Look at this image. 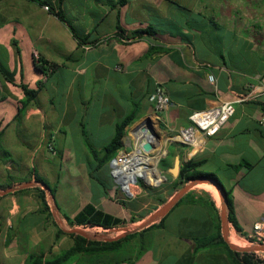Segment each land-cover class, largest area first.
I'll return each mask as SVG.
<instances>
[{"label":"crops","instance_id":"1","mask_svg":"<svg viewBox=\"0 0 264 264\" xmlns=\"http://www.w3.org/2000/svg\"><path fill=\"white\" fill-rule=\"evenodd\" d=\"M41 1L0 0V186H8L0 189V264H46L70 249L78 225L67 218L89 203L124 224L132 223L131 213L147 220L161 212L164 206L156 203L141 213L146 204L115 194L108 165L91 178L87 145L106 144L116 122L138 102L139 117L128 134L149 111L148 95L157 85L170 97L166 115L176 128L188 125L192 112L229 100L264 76V15L237 14L236 0ZM48 6L63 13L85 44ZM117 26L124 35L154 33L128 41ZM38 59L55 67L44 72ZM21 84L37 90L25 103ZM263 115L264 94L236 103L234 114L200 150L192 153L180 144L177 154L181 163L201 160L200 170L217 175L243 233L264 219V133L258 125ZM104 168L106 176L99 174ZM36 176L54 189L52 196L45 188L48 210L34 189L41 187ZM195 185L207 188L188 191L209 195L221 218L223 198L220 206L210 193L218 196L216 187L207 181ZM170 209L152 222L165 216L163 228L139 234H150L152 242L138 261L134 237L119 250L80 253L65 264H231L224 253H193L192 237L213 232L205 206Z\"/></svg>","mask_w":264,"mask_h":264},{"label":"trees","instance_id":"2","mask_svg":"<svg viewBox=\"0 0 264 264\" xmlns=\"http://www.w3.org/2000/svg\"><path fill=\"white\" fill-rule=\"evenodd\" d=\"M124 1L125 0H119V3L123 4ZM41 2L46 3L45 1H41ZM48 8L51 11H53L55 15L62 22H64L67 25L73 37L77 40L79 44H85L86 42L85 39L76 33L73 25L65 18V16L60 10L54 11V9L51 6H48ZM116 29H117V34H119V36H121L122 38L127 39L128 41L137 40L142 38L144 35H152L154 33L152 29H148V30H135L130 35H124L121 28H119V26H117ZM154 49L155 48L152 47L151 51H153ZM37 62L39 63L37 67L44 72L47 71V68L45 66H51L52 68L55 67V64L48 63L43 59H38ZM38 86L40 87V84ZM21 87L23 88L25 94V100L23 101V103L33 99L36 96L37 94L36 89L28 88L24 84H21ZM139 110H140V104L138 102H134L131 110L122 119L116 122L114 134L111 137V139L100 148H95L90 144H87L89 148V153L92 158L91 161L88 163L90 169L89 175L91 178L93 179L97 178L98 171L103 166L108 165L111 158H113L118 153V151L123 148L122 140L127 133L126 128L139 117L138 115ZM176 154H178V149L176 151L175 150L169 151L167 153V156H169V160L167 161L168 163L165 162L162 165L166 164L168 165V167H171L173 164V159L171 160L170 157L173 158V156ZM201 163H202L201 160H196L194 158H190L187 161L182 162L177 177L174 178V180L171 182L170 195L172 193L178 192L185 184H187L192 180L207 179L215 183L221 189L223 195L225 196L226 220L229 225V240L237 245H240L242 243H240L236 239L235 237L236 232H239L240 234H244V233L241 232L242 228L239 225L237 217L235 215L234 204L230 196V193L228 190L224 188L222 182L215 173L205 172L199 169ZM36 181H38L41 184V187L40 186L35 187L34 189L41 200L43 209L48 210V205L45 197V188L43 186L47 187L50 190L52 196L54 195V189L41 177L36 176ZM0 187H1L0 189L2 190L1 192H5L6 191L5 189L8 186L1 185ZM142 187L148 188L145 187L144 184H142ZM152 191L153 190H149L148 194L150 195V192L152 193ZM154 196H156V194H154ZM206 196L207 197L204 198L200 195H196L191 191H187L178 199V201L170 209L172 210L174 207L183 203H190V204H198L205 206L209 211L213 221V232L207 236L192 237V241L194 243L193 253H198L202 251L224 253L227 256L228 260L231 262V264H264V257H262V255H264V251H256V252L238 251L232 249L229 246L223 235V226L220 218V213L218 212L215 206V201L209 195ZM155 199L158 200L159 204H164L167 201V198L155 197ZM119 201L124 207H127V203L125 200H119ZM142 217H143L142 215L131 213L129 219L131 222H134L136 220L141 219ZM164 219L165 216L160 218L159 222L157 223L154 222L142 228L139 231L129 233L126 236L110 241L94 240L78 232H73L72 233L73 245L71 246V248L62 252L54 259L46 262V264H65L73 260L80 253L91 254L96 252L99 253V252H110V251L119 250L124 241H128L129 239H132L137 235L142 234L141 232L154 228H163ZM67 221L69 222L70 225H78L84 227L99 226L104 229L118 227L126 222L124 219L109 214L90 203L85 205L72 218L68 217Z\"/></svg>","mask_w":264,"mask_h":264},{"label":"built area","instance_id":"3","mask_svg":"<svg viewBox=\"0 0 264 264\" xmlns=\"http://www.w3.org/2000/svg\"><path fill=\"white\" fill-rule=\"evenodd\" d=\"M117 69H121V67L118 66ZM48 70L51 71L52 67L48 66ZM207 77L209 81H214V76L212 74H209ZM262 94H264V76L258 82L247 83L241 92H233L231 99L221 101L204 110L192 112L188 116L190 123L186 126L176 128L170 125L169 118L166 115L171 100L162 86L157 85L154 88V90L148 95V101L152 104L157 113L156 117L169 133V136L166 137V141L183 144L189 147L190 151L194 153L203 147L206 137L215 135L225 125L229 118L234 114L236 103L253 100ZM258 125L261 131L264 132V115L259 119ZM130 133L131 132H129V134ZM131 144L133 145H129V149L124 147L119 150L118 153L111 158L108 166L109 173L115 184L119 186L120 190L128 197H135L136 192H134L133 187L139 186L140 180L146 183L145 172L151 170L153 164L157 171V173L153 174L156 183L155 185L150 186H157L161 183L163 178L156 179V175L162 176L158 168L162 158L156 156V153L150 156L149 151L142 150L140 155L149 157L150 162L143 160L138 162L134 157L136 144L133 137ZM162 148L163 150L160 151L166 156V149L164 146H162ZM135 168H140L142 172L133 174L132 171ZM125 185L128 189L132 190L131 193H128L123 189ZM92 228L102 229L103 231L107 230L99 226ZM236 234L250 244L264 245V219H259L254 222L252 229L249 232L244 234L236 232ZM262 257H264V255H262Z\"/></svg>","mask_w":264,"mask_h":264},{"label":"rangeland","instance_id":"4","mask_svg":"<svg viewBox=\"0 0 264 264\" xmlns=\"http://www.w3.org/2000/svg\"><path fill=\"white\" fill-rule=\"evenodd\" d=\"M237 1V7L239 8V10L237 11V14H240V12L243 14V12L247 11L248 15L251 16V14H253L254 16H263L264 15V0H236ZM236 12H234L233 14L235 15ZM144 116H142V119L138 122H136L132 127L129 128V132L132 131V129L137 126L146 116H149L152 120V124L153 127L155 129V131L159 134V138L156 137L158 140V142H155V140L153 139V141L155 142V144L157 145V150H156V156L159 155L158 152H160L159 150H163L162 146H164V148L166 149V156L162 157V160L158 166L161 174L163 177H161L162 181L159 185L157 186H150V185H155L156 182H148V179L146 178V183H144L142 180L139 181V186H135L133 187L134 192H136L135 197H128L123 191L120 190L119 186L117 184H115L114 186V192L115 194H117L119 197L121 198H126V199H137L140 202V205L143 206L144 204H146V207L144 209H142L140 212L144 213L146 211H149V209H152L155 207V204L158 203V200L155 199V197H161V198H167L170 195V186H171V182L174 180V177L171 175V173L168 171V165H162L163 163L167 162L169 160V156H167V153L171 150H180L179 148V143L176 142H169L166 141V137L169 136V133L167 131V129L163 126L162 123H160V120L156 117L157 113L155 112L152 104L151 107L149 108V111L147 112V114H143ZM135 129V128H134ZM126 133V139L125 142L127 143V145L125 146L127 149H129V145H133L132 143V133L129 134ZM134 139V137H133ZM152 147H156V145L154 144ZM151 147V148H152ZM154 151L151 154L154 155L155 154ZM177 155V154H176ZM174 155V156H176ZM174 156L173 158L170 157V159L174 160ZM168 163V162H167ZM107 169H102L101 172H99L100 175L102 176H106V171ZM165 176V178H164ZM205 180V179H203ZM223 183H225L226 185V180H224L222 178ZM189 183V182H188ZM187 183V184H188ZM142 184L145 185V187L148 188H144L142 187ZM186 185V184H185ZM204 186V185H203ZM203 186H198L195 185L194 187L190 188L191 190H200V189H204L207 187H203ZM215 188V187H214ZM124 189L126 191H128V187L126 188V186H124ZM189 189V190H190ZM149 190H153L152 193L150 192V195L148 194ZM211 192L217 202L218 205L221 206V197L220 194L218 192V190L215 188L218 196H216L213 192L212 189H210ZM129 192V191H128ZM196 192V191H195ZM154 194H156V196H154ZM177 194V192H175V194L171 197L173 198L175 195ZM168 199L164 204H161V206L163 207L168 201L171 200ZM224 215H226L225 212V207H224V211H223ZM226 219V218H225ZM148 220V219H147ZM147 220H139L136 222H132V223H128V224H123L121 226L115 227V228H109L106 231H103L102 229H98V228H92V227H84V226H74L73 229L76 231H81L83 233H86L88 235H90V237H96V238H116L118 236H120L121 234H123L124 232H126L128 229H132L136 226H140L141 224H143L144 222H146ZM225 225V229H226V239L228 242L236 245V246H254V245H249L244 241H241L242 244L237 245L233 242H231L229 240V225L227 220H225L224 222ZM143 228V227H141ZM139 228V230L141 229ZM133 239V238H132ZM152 236L150 234H146L144 237H140L139 235L137 237H135L131 243L133 244V246H135L136 249V260L138 261L147 251L148 247H149V243L152 242ZM132 253V252H131ZM117 254V253H116ZM123 254V253H122Z\"/></svg>","mask_w":264,"mask_h":264},{"label":"water","instance_id":"5","mask_svg":"<svg viewBox=\"0 0 264 264\" xmlns=\"http://www.w3.org/2000/svg\"><path fill=\"white\" fill-rule=\"evenodd\" d=\"M146 122L147 124H149L151 127H149L150 129H149V131H150V133H152L153 135H155L156 137H158L159 138V134L155 131V129H154V127H153V122H152V120H151V118L149 117V116H146L140 123H143V122ZM139 123V124H140ZM143 144H142V148L145 150V151H148L151 147H152V144L151 143H149L148 141H145V142H142ZM181 160H180V157H179V155H176V156H174V160H173V164H172V166L171 167H169L168 168V171L171 173V175L172 176H174L175 178L177 177V175H178V173H179V170H180V166H181ZM164 178H165V176H164ZM202 181H207V182H209V183H212L216 188H217V190L219 191V193H220V195H221V197L223 198V203H224V207H226V201H225V196L223 195V193H222V191H221V189L215 184V183H213V182H211V181H209V180H207V179H205V180H203V179H196V180H192V181H190L188 184H186V185H184L178 192H177V194L173 197V198H171V200L170 201H168L165 205H164V207H163V209L161 210V212L160 213H158L157 215H154V216H151L146 222H144L143 224H141L140 226H136V227H134V228H132V229H128L126 232H124L123 234H121L120 236H125V235H127V234H129V233H132V232H135V231H137V230H139V228H141V227H144V226H147V225H149V224H151L156 218H157V216H159V215H164L177 201H178V199L184 194V193H186L195 183H198V182H202ZM44 188H46L47 190H49L47 187H45V186H43ZM225 215H224V213L223 214H221V221H222V225H223V235H224V238H225V240L227 241V239H226V229H225V225H224V222H225ZM78 233H80V234H82V235H84V236H86V237H90V235H88V234H86V233H83V232H81V231H77ZM120 236H118V237H120ZM117 237V238H118ZM243 240V239H242ZM244 241V240H243ZM244 242H246V241H244ZM227 243L229 244V246L232 248V249H234V250H238V251H264V245H262V244H250V243H248V242H246L247 244H249V245H254V246H236V245H234V244H232V243H230V242H228L227 241Z\"/></svg>","mask_w":264,"mask_h":264},{"label":"bare ground","instance_id":"6","mask_svg":"<svg viewBox=\"0 0 264 264\" xmlns=\"http://www.w3.org/2000/svg\"><path fill=\"white\" fill-rule=\"evenodd\" d=\"M149 127H151V126L144 121L143 123L138 124L135 127V129L132 131V135L134 137V141H135V144H136V149L134 150V157H135V160H137L138 162H140L141 160L150 162L149 157L140 155L141 151L144 150L142 148V144H143L142 142L148 141L149 143H151L153 145V142H154L153 139L155 140V142H158V140H159V139H157L155 137V135L150 133V131H149L150 128ZM155 142H154V144H155ZM156 150H157V145H156V147L150 148L148 151H149V154H150L153 151L155 153ZM161 151L158 152L159 155H157L160 158H162L164 156L163 152H161ZM150 156H151V154H150ZM132 172H133V174H136V173H140L142 171H141L140 168H135ZM154 173H157V171L155 169V165L153 164L152 165V169L145 172V177L148 179V182H151V181L152 182L153 181L156 182L155 178L153 177ZM156 176H157L156 179H161V177H162V176H158V175H156ZM126 188H127V186H126ZM128 191H126V192L131 193L132 190L129 189ZM235 237L240 243H242L241 241H243V240L241 239V237L239 235L236 234Z\"/></svg>","mask_w":264,"mask_h":264}]
</instances>
